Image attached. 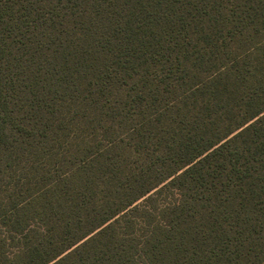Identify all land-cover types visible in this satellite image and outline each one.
<instances>
[{"label": "trees", "instance_id": "16d2710c", "mask_svg": "<svg viewBox=\"0 0 264 264\" xmlns=\"http://www.w3.org/2000/svg\"><path fill=\"white\" fill-rule=\"evenodd\" d=\"M0 264H264V0H0Z\"/></svg>", "mask_w": 264, "mask_h": 264}]
</instances>
